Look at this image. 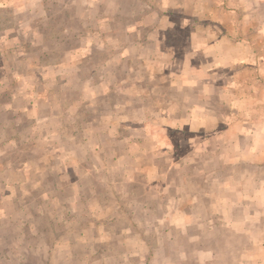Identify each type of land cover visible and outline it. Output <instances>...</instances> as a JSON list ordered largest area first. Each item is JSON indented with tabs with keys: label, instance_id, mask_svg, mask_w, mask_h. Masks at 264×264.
I'll return each instance as SVG.
<instances>
[{
	"label": "crops",
	"instance_id": "1",
	"mask_svg": "<svg viewBox=\"0 0 264 264\" xmlns=\"http://www.w3.org/2000/svg\"><path fill=\"white\" fill-rule=\"evenodd\" d=\"M52 10H69L71 15L64 24L59 23V28L64 25L61 37L53 39L58 46L57 58H53L55 53H45L48 38L38 26L42 15L48 16L43 21L48 24ZM259 12H264V0H0V116L10 113L11 126L17 125L16 121L20 124L21 118V122L29 121L40 127L54 120L58 113L56 102L60 103L68 92L73 91L76 97L69 103L73 108L70 114L78 113L79 103H84L82 100L77 103L82 92L90 93L97 110L102 105L100 97L104 100L112 93H120L127 96L121 105L105 101L107 108L109 104L113 108L111 113L106 112L107 118L91 114L87 136L81 139L90 145L87 147L90 158L104 162L106 155L101 152L104 145L100 147L98 139L102 134L120 139L124 147L121 154L111 151L112 148L105 153L110 156L106 158L107 171L113 166L126 171L129 168L119 164L121 159L140 156L144 159L150 153H166L160 143L171 140L170 131L180 132L187 126L189 132L185 134L192 141L187 144L181 164H194L192 157L200 153L207 159L213 155L224 159L219 169L211 172H235L231 173L237 176L232 177L234 182L224 178L225 183L221 184L230 192L231 186L246 179L244 169L250 167L252 202L264 195V172L259 175V170H264V51L253 45L252 40L257 37L249 40L242 35V28L263 26L264 14L259 16ZM20 13L26 20L18 17ZM242 62L247 65L238 67ZM85 74L90 77H84ZM119 80L120 83L114 84ZM147 104L159 113L155 120L146 113L141 118L132 115L135 110L146 112ZM119 106L123 115H117ZM72 115L76 121V114ZM7 121L0 118V123ZM153 122H167L171 130L153 129L150 126ZM210 122L216 124L214 131L205 129L204 125ZM136 131L140 132L138 139ZM3 132L2 139L13 141L21 134L18 131L7 137ZM34 133L30 131L23 137H34ZM61 139L64 148L59 147L60 157L56 159L64 171L76 173L82 163L81 158L75 160L81 142L75 135ZM220 141L234 142L239 148L234 160H225L226 154L213 148L212 143ZM69 142L77 148H68ZM47 161L50 164L49 158ZM156 161L152 160L151 165L157 170ZM47 165L33 169L44 171L49 169ZM29 169L32 167L28 165L14 167L27 175L17 183L0 181V218L8 215L2 207L4 199H10L17 208L14 193L19 183L31 181ZM150 169L138 167L139 172ZM206 175H202L204 182L211 181ZM73 178L70 182L82 180L81 175L74 174ZM4 184L6 192L2 189ZM33 190L28 194L32 199ZM238 195L242 200V194ZM188 219L189 216L184 218L186 225ZM248 223L241 218L233 228L242 232Z\"/></svg>",
	"mask_w": 264,
	"mask_h": 264
},
{
	"label": "rangeland",
	"instance_id": "2",
	"mask_svg": "<svg viewBox=\"0 0 264 264\" xmlns=\"http://www.w3.org/2000/svg\"><path fill=\"white\" fill-rule=\"evenodd\" d=\"M260 13L264 14L259 12V16ZM49 14L48 24L43 23L48 16L42 15L38 26L48 38L45 53H55L53 58H57L58 46L53 39L61 37L64 25L59 28V23L69 20L71 15L69 10H52ZM18 15L23 20L27 18L21 13ZM242 35L249 40L252 36L257 37L252 43L260 52L264 51V25L244 27ZM245 65L247 63L242 62L238 67ZM84 67L87 71L88 65ZM83 76L90 77L88 74ZM72 92L64 94L60 103L56 102L58 113L54 120L40 127L29 121L21 122V118L20 124L16 121L17 125L11 126L10 113L0 116L1 120L2 117L8 119L6 123H0V181L17 183L20 177L25 178L26 173L14 170V167H32L27 170L31 181L19 183L21 188L14 193L18 200L17 208L10 199L3 200L2 207L8 215L0 218V264H264V195H256L257 199L251 202L254 186L249 176L250 167L244 169L246 179L240 185L231 186L230 192L221 184L225 183L224 178L234 182L232 177L237 176L231 173L235 172H211V169H219L220 161L224 159L219 160L216 155L207 159L200 153L192 157L194 164L182 165L183 156L192 141L185 134L189 132L185 126L180 132L170 131L171 140L164 139L166 144L160 143L159 146L167 149L166 153H150L144 159V156L121 159L119 164H124L129 170L113 169V166L107 171L106 158L110 156L105 153L112 148L111 151L121 154L124 151L121 140L107 138L106 134L99 136L100 147L104 145L101 152L106 157L104 162L97 163L90 158L87 140L81 139L87 136L91 114L95 112L101 119L107 118L113 108L110 109V104L107 108L105 101L121 105L127 96L112 93L104 100L98 97L102 105L97 110V104L91 103L90 93L82 92L77 103L81 100L84 103H79L78 113H72L77 117L73 121L71 117L74 116L70 114L73 108L69 103L76 97ZM121 109L120 106L116 108L117 115H123L119 111ZM145 110L142 113L132 111V115L141 118L146 113L147 117L155 120L159 114L153 112L148 104ZM167 124L153 122L150 126L158 128V131L171 130ZM204 126L206 130L214 131L216 124L210 122ZM18 131L21 134L15 141L2 139V132L13 137ZM30 131L35 132L34 137L24 138L23 135ZM43 133L46 134L42 136ZM134 134L138 139L140 132ZM70 135H75L81 142L75 160L81 158L82 163L76 173L64 171V166L62 168L60 160L56 159L60 157L59 147L64 148L61 137ZM153 146L150 145L152 150ZM212 146L226 154L227 161L234 160L239 152L234 142L220 141L212 143ZM67 147L77 148L70 142ZM48 158L50 164L47 165ZM152 160H158L157 170L154 164L151 165ZM45 165L49 169H33H43ZM139 165L151 169L139 172ZM260 170L259 175H262L264 170ZM207 173L205 178L209 176L211 181L204 182L202 175ZM74 174L77 177L81 175L82 180L70 182L74 180ZM42 179L49 182H42ZM153 179V182H148ZM186 179H192V182H186ZM2 189L8 190L5 184ZM30 190L34 192L33 199L28 196ZM235 190L242 194V200ZM188 216L186 225L183 221ZM241 218L250 223L239 232L233 226Z\"/></svg>",
	"mask_w": 264,
	"mask_h": 264
}]
</instances>
